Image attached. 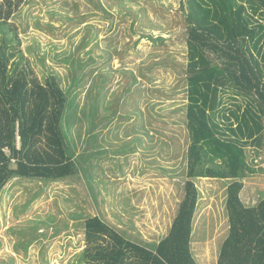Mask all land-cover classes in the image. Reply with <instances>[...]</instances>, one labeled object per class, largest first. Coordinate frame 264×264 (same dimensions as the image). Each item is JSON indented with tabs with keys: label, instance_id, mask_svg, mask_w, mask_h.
Wrapping results in <instances>:
<instances>
[{
	"label": "rangeland",
	"instance_id": "1",
	"mask_svg": "<svg viewBox=\"0 0 264 264\" xmlns=\"http://www.w3.org/2000/svg\"><path fill=\"white\" fill-rule=\"evenodd\" d=\"M116 1L108 0L104 12L90 0H24L11 19L20 40L16 45L41 80L56 75L81 105L90 90L92 97L99 93V117L106 115L105 105L117 114L96 124L98 141L77 149L83 153L76 158V175L59 181L15 177L3 187L0 264H82L89 216H100L149 247L170 229L184 194L187 139L181 0H125L124 7ZM149 33L161 34L165 45H153ZM166 54L171 60L164 61ZM152 63L157 64L146 76ZM132 75L137 82L130 92L115 99ZM82 128L73 123L69 136ZM253 149L247 146L246 153L249 160L256 158V172L242 180L241 191L248 206L264 195V149L258 155ZM88 153L94 154L91 160ZM194 181L200 193L192 252L199 264H216L228 233V180Z\"/></svg>",
	"mask_w": 264,
	"mask_h": 264
},
{
	"label": "trees",
	"instance_id": "2",
	"mask_svg": "<svg viewBox=\"0 0 264 264\" xmlns=\"http://www.w3.org/2000/svg\"><path fill=\"white\" fill-rule=\"evenodd\" d=\"M23 1L0 0V192L15 177L59 181L76 175V158L83 153L77 149L85 151L87 143L98 141L92 131L96 124L117 114L105 105L108 115L99 117V93L92 97L90 90L81 105L76 94L69 98L56 75L41 80L29 67L11 22ZM90 1L108 12V0ZM124 1L116 3L124 7ZM180 8L187 139L184 194L177 213L153 247L126 238L98 215L87 217L82 264H199L191 247L200 193L196 178L229 180L228 233L216 264H264V195L251 206L240 195L242 180L256 172L246 147L261 146L264 140V0H181ZM147 38L153 45L167 41L161 34L149 33ZM166 59L171 60L169 55ZM155 64L146 68V76ZM136 82L132 75L129 85L114 93L115 99ZM75 122L82 123L83 133L71 138L68 130ZM93 156L88 153L86 158Z\"/></svg>",
	"mask_w": 264,
	"mask_h": 264
},
{
	"label": "crops",
	"instance_id": "3",
	"mask_svg": "<svg viewBox=\"0 0 264 264\" xmlns=\"http://www.w3.org/2000/svg\"><path fill=\"white\" fill-rule=\"evenodd\" d=\"M248 147H251V149H253V148H255V149H253V152L256 154V155H258V152H257V150L258 151H260V150H263L264 149V145H263V142H262V144H261V146H248ZM257 152V153H256ZM255 158V157H254ZM254 158H252L253 160H254ZM255 161H256V158H255ZM202 179H210V180H216V179H218V178H202ZM223 180H226V179H223ZM229 181V180H228ZM227 181V182H228ZM228 184V183H227ZM226 186L224 185V188H225ZM241 195V198H242V193L240 194ZM252 205H254V204H252ZM163 238V237H162ZM161 238V239H162ZM159 242V240L157 241V243ZM156 243V244H157ZM192 243V242H191Z\"/></svg>",
	"mask_w": 264,
	"mask_h": 264
},
{
	"label": "water",
	"instance_id": "4",
	"mask_svg": "<svg viewBox=\"0 0 264 264\" xmlns=\"http://www.w3.org/2000/svg\"><path fill=\"white\" fill-rule=\"evenodd\" d=\"M69 153L71 154V153H72V151L70 150V151H69Z\"/></svg>",
	"mask_w": 264,
	"mask_h": 264
}]
</instances>
